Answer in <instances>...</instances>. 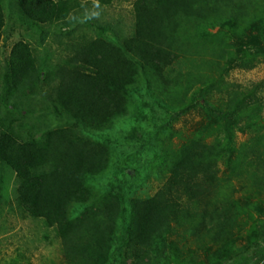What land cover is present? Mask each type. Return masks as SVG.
<instances>
[{"label": "trees", "instance_id": "16d2710c", "mask_svg": "<svg viewBox=\"0 0 264 264\" xmlns=\"http://www.w3.org/2000/svg\"><path fill=\"white\" fill-rule=\"evenodd\" d=\"M0 44V222L56 264L263 263L264 78H228L264 65V0H0Z\"/></svg>", "mask_w": 264, "mask_h": 264}, {"label": "rangeland", "instance_id": "374dc122", "mask_svg": "<svg viewBox=\"0 0 264 264\" xmlns=\"http://www.w3.org/2000/svg\"><path fill=\"white\" fill-rule=\"evenodd\" d=\"M104 12L112 14L114 9H107ZM14 40L15 38L10 39L7 43V47ZM0 48L1 50L3 49L2 46H0ZM262 78H264V65H260L250 72H233L229 76L228 80L242 86H246L250 83L260 81ZM192 120H196L195 115L192 117L188 116L186 119L180 120V122L174 126L175 130H183L182 126L186 121V127H189ZM132 125V122L129 120H119L115 123L112 130L113 134H111L117 137L119 142H121L123 133L130 130ZM245 139V136L238 135L239 141H243ZM132 145L133 143L129 142V147ZM120 150L129 152L131 151V147L126 149L120 148L113 152V158L118 161V164L124 163V161L119 162L122 159ZM147 171L154 172V170L150 167L142 169L138 180L135 181L136 184H143V177L147 174ZM128 173L134 175L131 171ZM110 176L111 173H109L104 179L106 180L107 178H110ZM160 183L161 181L156 179L153 174H149L148 181L142 186L143 188L140 189L138 194L142 197L151 196L157 190ZM7 221L8 223H4L2 221L0 222V264H7L11 259L15 258L18 253H25L29 256L31 264H50L51 262L56 264L59 258L58 244L54 242L51 246H46L42 240L39 242L33 240V237H35L34 233L42 230L40 224L30 221H20L13 216H9ZM261 264H264V261Z\"/></svg>", "mask_w": 264, "mask_h": 264}]
</instances>
